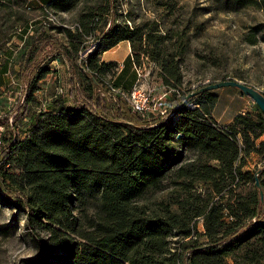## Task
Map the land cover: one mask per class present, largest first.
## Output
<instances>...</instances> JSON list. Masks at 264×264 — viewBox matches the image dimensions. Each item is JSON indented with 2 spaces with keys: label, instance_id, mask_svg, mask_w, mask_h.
I'll list each match as a JSON object with an SVG mask.
<instances>
[{
  "label": "trees",
  "instance_id": "trees-1",
  "mask_svg": "<svg viewBox=\"0 0 264 264\" xmlns=\"http://www.w3.org/2000/svg\"><path fill=\"white\" fill-rule=\"evenodd\" d=\"M24 1L0 0V9ZM209 1L226 12L264 11V0ZM80 2L52 0L41 8L67 13ZM106 2L111 11L114 0ZM145 2L153 8L172 5V0ZM99 23L88 11L75 29L95 34ZM102 25L96 49L80 65L75 63L76 45L59 43L53 29L40 21L24 40L18 71L22 102L14 122L25 118L54 59L65 61L77 76L85 72L90 93L83 101H71L82 93L73 78L69 102L55 96L22 136L8 118L0 119L2 200H12L25 213L28 234H48L62 264H228V259L264 264V175L259 179L264 169L242 171L251 154L264 160V140L259 141L264 113L254 104L256 117L236 114L231 123L218 125L213 117L218 98L210 91L195 93L201 87L169 100L163 118H142L124 101L112 105L103 97L104 75L116 65L100 61L103 51L143 34L145 53L159 68L161 83L175 90L183 83L180 65L188 38L186 28L176 37L169 29L162 32L160 21L129 27L112 17ZM60 31L73 36L69 29ZM259 41L264 42L263 22L245 35L250 45ZM134 67L140 68L138 56ZM167 176L179 194L156 211L148 210L139 199L160 190ZM198 185L207 189L204 194ZM239 185L249 188L236 192ZM199 217L203 232L197 229ZM173 233L179 237L175 247L169 240Z\"/></svg>",
  "mask_w": 264,
  "mask_h": 264
},
{
  "label": "rangeland",
  "instance_id": "rangeland-1",
  "mask_svg": "<svg viewBox=\"0 0 264 264\" xmlns=\"http://www.w3.org/2000/svg\"><path fill=\"white\" fill-rule=\"evenodd\" d=\"M170 4L171 8H153L146 4L145 0H114L113 13L109 10L106 0H81L76 8L67 13H48L41 6L33 7V4L26 0L20 5L1 8L0 65L5 66L10 76L19 83L18 71L24 40L35 33L39 21L53 29L51 33L59 43L68 46L72 41L76 45L77 65L86 58L83 53L89 54L88 52L96 49L97 36L105 20L109 21L113 17L116 24L129 27L160 21L162 32L169 29L170 36L176 37L186 28L185 36L188 38L180 65L183 83L167 100H162L165 107L174 96L178 97L205 84L224 80H237L264 93V42L259 41L255 45L245 42L249 27L264 23L263 10L247 7L226 12L209 0H172ZM88 11L100 18L97 31L95 34L77 33L75 24ZM49 18H55V22ZM60 28L69 29L73 36L67 37ZM143 38V34H139L130 40L131 52L135 57H139L141 73L144 75L141 82L154 89L155 95L158 96L163 91V84L158 76L159 68L145 53ZM50 69L51 74L41 83L42 89L36 93L35 102L28 105L22 121L14 122V113L22 102L21 87L10 84L0 88V119L8 118L9 126L15 124L20 136L23 135V129L32 122L37 123L38 117L50 109L55 96H61L69 102L73 78L77 80L82 93L71 96V101H83L82 97L90 93V78L85 72L77 76L65 61L57 59L51 62ZM114 71L115 69L104 75L105 81L111 82ZM6 81L8 84L9 79ZM210 93L218 98L213 110L217 124L228 122L238 112H249L252 117L257 115L258 110L255 109L251 98L241 95L234 87H221L211 90ZM103 97L116 107L121 104L119 100L112 102ZM259 139L263 141L264 136ZM1 149L0 147V152ZM7 168L9 167L4 169ZM256 169H264V160L257 154H251L242 171ZM263 175L264 172L259 173L260 180ZM171 178L167 176L162 181L160 190H149L138 202L148 210L156 211L161 202L169 203L176 199L179 189L172 185ZM246 188H249V185H239L236 192H244ZM206 190L204 186L198 185V192L204 194ZM10 202H4L0 197V264H39L41 260H46L47 264H62L59 260L61 252L48 243V234L44 230L28 234L25 213ZM175 234L169 237L172 247L177 246L175 242L179 239ZM228 264H233L232 259H228Z\"/></svg>",
  "mask_w": 264,
  "mask_h": 264
},
{
  "label": "built area",
  "instance_id": "built-area-1",
  "mask_svg": "<svg viewBox=\"0 0 264 264\" xmlns=\"http://www.w3.org/2000/svg\"><path fill=\"white\" fill-rule=\"evenodd\" d=\"M28 2L34 0H26ZM55 18H49L50 21L55 22ZM97 45V44H96ZM90 53V52H88ZM85 57L87 52L83 53ZM136 68V67H134ZM138 81L129 90H125L112 82L104 81L105 92L103 95L112 102L124 101L130 109L140 115L142 118L156 119L165 117L168 112L162 100H167L168 96L173 93L174 89L162 86V93L155 95L154 89L150 88L146 83L141 82L144 75L141 73V68H136ZM62 92V89H59ZM3 127L0 125V132ZM198 223H202V217L198 218Z\"/></svg>",
  "mask_w": 264,
  "mask_h": 264
},
{
  "label": "crops",
  "instance_id": "crops-1",
  "mask_svg": "<svg viewBox=\"0 0 264 264\" xmlns=\"http://www.w3.org/2000/svg\"><path fill=\"white\" fill-rule=\"evenodd\" d=\"M49 1L52 0H34L31 1V3L33 4V7L37 8L45 5ZM100 61L104 64L115 63L116 72L113 74L111 80L113 84H116L125 90H129V88H131L138 81L136 68H134V55L131 52V42L129 40L121 41L113 46V48L103 51L101 53ZM7 79H9L8 84H6ZM10 84L19 87L17 79L14 80L13 77L10 76L8 69L5 68V66L0 65V88ZM236 114H245V112H238ZM233 117L228 122L218 125L226 126L232 122ZM200 225L201 229H199ZM197 229L203 232L202 223H197Z\"/></svg>",
  "mask_w": 264,
  "mask_h": 264
},
{
  "label": "water",
  "instance_id": "water-1",
  "mask_svg": "<svg viewBox=\"0 0 264 264\" xmlns=\"http://www.w3.org/2000/svg\"><path fill=\"white\" fill-rule=\"evenodd\" d=\"M221 87H234L235 89L239 90L242 95L250 97L254 104L257 105L258 109L261 110L262 113H264V94L258 91L256 88L250 85L243 84L237 80H224V81H218L217 83H210L205 84L203 87L198 89L195 93L203 92V91H211L216 90ZM194 93V94H195ZM256 184L258 188H260V184H258V181L256 180ZM260 197L262 198V191H259Z\"/></svg>",
  "mask_w": 264,
  "mask_h": 264
}]
</instances>
